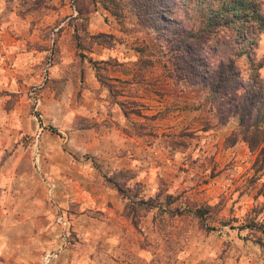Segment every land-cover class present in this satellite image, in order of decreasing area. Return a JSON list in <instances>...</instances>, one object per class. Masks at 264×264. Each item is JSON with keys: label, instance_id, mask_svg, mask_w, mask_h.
Wrapping results in <instances>:
<instances>
[{"label": "rangeland", "instance_id": "obj_1", "mask_svg": "<svg viewBox=\"0 0 264 264\" xmlns=\"http://www.w3.org/2000/svg\"><path fill=\"white\" fill-rule=\"evenodd\" d=\"M248 1L264 16V0ZM99 2L0 0V206L44 195L62 234L65 219L66 243L45 250L48 264H65L63 249L86 264H264L239 229L262 204L264 174L253 180L244 143L224 144L235 122L204 127L203 95L167 76L158 34L125 2L116 16ZM253 55L264 80V32ZM235 64L246 77L245 59ZM81 186L87 199L74 201Z\"/></svg>", "mask_w": 264, "mask_h": 264}, {"label": "trees", "instance_id": "obj_2", "mask_svg": "<svg viewBox=\"0 0 264 264\" xmlns=\"http://www.w3.org/2000/svg\"><path fill=\"white\" fill-rule=\"evenodd\" d=\"M191 1L200 14L196 23L187 17L193 11ZM123 2L137 24L157 33V39L163 42L162 67L167 76L203 95L202 105L209 114L203 126L235 122L224 144L232 146L239 141L245 144L255 155L253 180L258 179L264 174V80L257 73L260 64H255L253 53L258 35L264 32V16L257 5L248 0H220L216 8L204 10L201 5L204 0H100L99 4L116 16ZM137 52L148 57L143 50ZM242 58L250 71L246 77L235 64ZM142 59L149 66V59ZM115 189L119 191L118 187ZM257 196L263 199L261 206L250 211L252 215L246 216L239 229L245 227L264 254V185L257 190ZM154 208L158 209L152 206L148 210ZM193 215L202 217L198 209ZM125 217L137 227L140 216L136 209H129Z\"/></svg>", "mask_w": 264, "mask_h": 264}, {"label": "crops", "instance_id": "obj_3", "mask_svg": "<svg viewBox=\"0 0 264 264\" xmlns=\"http://www.w3.org/2000/svg\"><path fill=\"white\" fill-rule=\"evenodd\" d=\"M46 182L53 189V184L49 181ZM44 188L47 192V186L45 187L44 185L40 194H43ZM53 197L55 198V196ZM16 199L18 201L6 206V198L4 197L2 199L4 205L0 206V216L2 219L0 223V264H42L45 250L49 248L54 250L60 247V243H66L65 238H63L64 234L59 232V228L52 221L55 207L53 205L50 206V204L46 207L47 203L44 195H36L35 199L27 196ZM86 199V192L81 186L74 201L80 202ZM27 201H31V203ZM57 204L60 206L59 203ZM116 209H120L118 202L116 203ZM58 226L60 227V225ZM65 229H68L67 222ZM78 230L79 233H83L86 229L81 226ZM118 235V231L115 230L113 240H109L113 247L117 244L116 239ZM58 254H61L59 260L63 261V258H67L68 261L65 264L91 263L90 260L86 259L84 254L76 255L73 253V255H70L64 249L58 252ZM114 259L111 262L119 264V257H114ZM97 264L99 263L97 262Z\"/></svg>", "mask_w": 264, "mask_h": 264}, {"label": "built area", "instance_id": "obj_4", "mask_svg": "<svg viewBox=\"0 0 264 264\" xmlns=\"http://www.w3.org/2000/svg\"><path fill=\"white\" fill-rule=\"evenodd\" d=\"M57 223L63 228V234H64V231L66 230L65 229V227H66V221H65V219L62 216H59L57 218ZM63 238H65V236ZM51 257H52V255L45 254L43 256V258H42V264H48Z\"/></svg>", "mask_w": 264, "mask_h": 264}]
</instances>
